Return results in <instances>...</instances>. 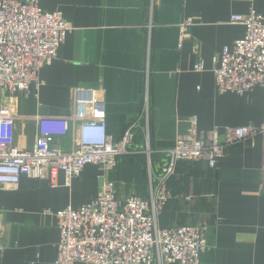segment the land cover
I'll use <instances>...</instances> for the list:
<instances>
[{
  "label": "crops",
  "instance_id": "1",
  "mask_svg": "<svg viewBox=\"0 0 264 264\" xmlns=\"http://www.w3.org/2000/svg\"><path fill=\"white\" fill-rule=\"evenodd\" d=\"M39 3L62 11L70 30L56 58L41 69L40 87L32 85L27 95H0V113L17 117L14 144L34 145L37 117L72 116L77 87L95 91L99 101L90 108L106 119L115 141L131 125L135 138L116 167L104 171L87 165L71 185L62 173L57 187L28 176L16 188L0 186V264H55L60 230L56 215L46 210L79 207L97 197L104 181L114 183L121 197L148 196L146 152L155 154L158 163L181 135L264 122L262 88L243 96L220 93L212 71L216 55L245 35V27L231 16L252 10L264 15V0ZM188 17L195 25L182 41L180 24ZM199 61L203 71L194 68ZM72 141L71 133L56 137L65 151ZM263 159L258 138L228 147L216 168L205 160L181 161L168 181L173 196L160 226L206 222L209 248L200 264H264Z\"/></svg>",
  "mask_w": 264,
  "mask_h": 264
},
{
  "label": "built area",
  "instance_id": "2",
  "mask_svg": "<svg viewBox=\"0 0 264 264\" xmlns=\"http://www.w3.org/2000/svg\"><path fill=\"white\" fill-rule=\"evenodd\" d=\"M231 21L243 25L245 35L225 46L213 60L218 91L243 96L256 88L264 90V15L256 10L235 13ZM194 25L192 17L180 24L182 41ZM69 30L63 12L46 10L39 0H0V95L5 91L27 95L32 85L40 87L41 69L56 58ZM194 68L203 71V61ZM75 96L72 116L37 117L39 136L29 149L14 144L17 117L0 113L1 187L16 188L24 176L47 179L57 187L62 173L65 184L71 185L87 165L111 170L129 152L135 125L115 141L106 119L90 108L99 101L95 91L82 92L77 87ZM70 133L72 147L65 151L56 137ZM258 138L264 154V122L217 125L181 135L164 151L168 160L151 176L148 196L121 197L114 183L104 181L95 199L56 213L46 210L56 215L60 230L55 264H200L209 248L206 222L160 226L162 210L173 196L168 181L180 161L205 160L216 168L228 147ZM261 169L264 192V159Z\"/></svg>",
  "mask_w": 264,
  "mask_h": 264
},
{
  "label": "rangeland",
  "instance_id": "3",
  "mask_svg": "<svg viewBox=\"0 0 264 264\" xmlns=\"http://www.w3.org/2000/svg\"><path fill=\"white\" fill-rule=\"evenodd\" d=\"M130 147V146H129ZM151 153V152H150ZM147 156L145 157L144 159V162H145V166L147 168V175H149V178H150V184H151V176H155L157 175V173L160 171L161 167L164 166V164L167 162L168 158L166 156V158L164 157V155L162 154L161 156H159V158L157 160L158 163L156 162V157H155V154H148V152H146ZM120 161V159H119ZM184 161H192V160H184ZM181 162V161H180ZM179 162V163H180ZM119 163V162H118ZM178 163V164H179ZM178 167V165H177ZM158 168H159V171H158ZM177 170V169H176ZM176 173V171H175ZM174 173V174H175ZM154 181H155V178H154ZM166 206V205H165ZM165 208V207H164ZM164 210V209H163ZM162 210V212H163Z\"/></svg>",
  "mask_w": 264,
  "mask_h": 264
}]
</instances>
